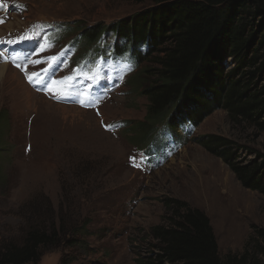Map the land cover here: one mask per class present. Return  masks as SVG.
Wrapping results in <instances>:
<instances>
[{"label": "rangeland", "instance_id": "1", "mask_svg": "<svg viewBox=\"0 0 264 264\" xmlns=\"http://www.w3.org/2000/svg\"><path fill=\"white\" fill-rule=\"evenodd\" d=\"M15 1L23 11L5 19L0 40L9 31L23 30L21 34L32 36L33 41L25 42L26 48L17 60L27 64L28 73L41 74L45 82L36 85L37 89L54 95L51 90L57 72L69 73L61 59L66 67L80 68L86 52L92 59L73 74L80 78L78 81L86 77L99 50L109 57L108 65L118 74L103 70L106 64L101 62L98 81L110 88L111 100L99 110L76 105L80 110L69 109L72 115H63L59 109H47L48 100L40 94L34 97L33 106L28 105L22 83L34 91L25 72L0 60L11 70L9 80L5 75L0 77V250L8 243L20 244L31 226L49 230L55 223L56 227L63 226V232L56 244L40 251L36 264H138L137 260L145 261L156 252L149 230L164 222L163 200L175 198L205 213L221 256H242L245 264H264V194L242 187L225 162L194 140L209 133L229 138L243 147L237 160L248 164L257 161L255 152L264 153V132L245 123H232L226 112L218 109L196 124L183 149L164 166L156 164L147 174L146 158L170 153L182 142L171 130L175 139L169 142L168 137L158 134V128L151 140L137 147L140 152L135 155L136 161L128 165V155L136 149L133 127L143 120L147 105L144 96L129 91L139 66L129 70L130 64L120 63L110 55L109 48L98 45L100 37L91 44L78 35L86 26L112 25L152 6L154 1ZM60 23L69 27L68 34H61ZM41 44L53 47L41 51ZM0 51L9 54L11 49L1 45ZM23 54L27 55L19 59ZM49 57L58 59L53 62ZM50 63L53 67L45 72ZM106 75L116 79L129 76L119 84ZM103 91L104 85L95 82L94 88L86 92L73 89L62 99L78 97L85 100L84 104L91 100L99 104L105 97ZM95 111L101 113L103 125L112 127L115 122L117 130L104 131ZM150 143L153 147L149 148ZM97 167H101L99 173ZM225 210L228 223L234 226L231 235L219 225V215ZM70 238L76 240L72 245Z\"/></svg>", "mask_w": 264, "mask_h": 264}, {"label": "trees", "instance_id": "2", "mask_svg": "<svg viewBox=\"0 0 264 264\" xmlns=\"http://www.w3.org/2000/svg\"><path fill=\"white\" fill-rule=\"evenodd\" d=\"M153 1L112 25L96 23L78 35L94 44L100 34L113 32L133 51L139 68L129 91L147 99L144 118L133 127L136 146L151 140L158 127L176 131L218 109L232 123L264 132V0ZM194 140L225 162L242 187L264 194V153L255 152L257 161L243 164L237 160L243 147L229 138L209 133ZM163 206L164 222L149 230L156 252L136 263L245 264L242 256L219 254L203 211L175 198H165ZM61 232L63 226L55 223L49 230L31 226L20 244L2 247L0 264H36Z\"/></svg>", "mask_w": 264, "mask_h": 264}, {"label": "snow or ice", "instance_id": "3", "mask_svg": "<svg viewBox=\"0 0 264 264\" xmlns=\"http://www.w3.org/2000/svg\"><path fill=\"white\" fill-rule=\"evenodd\" d=\"M20 40H24V39H31L30 36H22L19 38ZM17 41L15 40H9L7 41V43H16ZM51 45H45V44H41V47H40V50L43 51L45 49V47H50ZM17 58H13V60H15ZM27 60V58H25ZM49 61H56L58 58L57 57H49L48 58ZM28 63H40L41 61L40 60H36V61H31V60H28L27 61ZM62 63V61H61ZM58 66V65H57ZM16 67L18 68H21L22 71L25 72V78L27 79V81L30 83V84H33V85H38V84H44V79L43 77L41 76L40 73H37V72H32V73H28L27 72V64H20V63H16ZM53 67V64L50 63L49 64V68L48 69H45L44 71L45 72H48L51 68ZM75 71V70H74ZM86 76V78L90 79V80H98L99 79V64L97 63L95 66L89 68V71L88 73H85L84 74ZM74 77L73 76H66L64 77V80L63 81H53V83L55 84H61V85H64L65 82H69L73 79ZM37 90L39 91H44L45 89L44 88H38ZM56 91H59V92H64V88L61 87L60 89H52L51 92H56ZM82 104L85 103V100H81L80 101Z\"/></svg>", "mask_w": 264, "mask_h": 264}, {"label": "bare ground", "instance_id": "4", "mask_svg": "<svg viewBox=\"0 0 264 264\" xmlns=\"http://www.w3.org/2000/svg\"><path fill=\"white\" fill-rule=\"evenodd\" d=\"M9 29L11 28V25L9 24ZM13 32V31H12ZM13 65V64H12ZM8 71H11L10 70V68L9 67H7V65H5V64H0V77H4V75L5 76H7V78H8V80H9V78L10 77H8V76H10V74L8 73ZM8 74H7V73ZM22 86H23V88H24V90H25V97H26V101H27V104L29 105H32L33 106V99H34V97H40V95H38V94H36V93H34V92H31V91H29V89L27 88V85L25 84V83H22ZM45 100V99H44ZM46 102V101H45ZM47 104H48V107H50V108H47V109H51V108H53V109H59L60 110V113L61 114H63V115H72V113H70L69 111H67V110H69V109H72V110H76V111H78V110H80L79 108H77V107H74V106H70V107H68V106H64V105H58V104H55V103H51V102H46ZM36 106V105H35ZM47 106V105H46ZM46 109V110H47ZM72 110H70V111H72ZM33 111V110H32ZM34 111H36V110H34ZM49 111V110H48ZM59 113V112H58ZM74 114V113H73ZM68 119V118H67ZM58 120V119H57ZM72 122V121H71ZM56 123V122H55ZM55 125V124H54ZM176 156V155H175ZM173 159V158H172ZM171 159V160H172ZM226 212L224 213V212H221L220 213V215H219V225L222 227V229L224 228V230L228 233V235H231L232 234V232H233V230H234V226H233V224L230 222V223H228V221H227V217H226V213H227V210H225Z\"/></svg>", "mask_w": 264, "mask_h": 264}]
</instances>
